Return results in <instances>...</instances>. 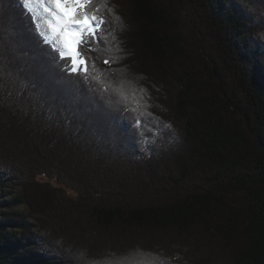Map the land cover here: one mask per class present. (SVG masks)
<instances>
[{"label": "trees", "instance_id": "1", "mask_svg": "<svg viewBox=\"0 0 264 264\" xmlns=\"http://www.w3.org/2000/svg\"><path fill=\"white\" fill-rule=\"evenodd\" d=\"M2 1L0 264H264V0H107L100 81Z\"/></svg>", "mask_w": 264, "mask_h": 264}, {"label": "snow or ice", "instance_id": "2", "mask_svg": "<svg viewBox=\"0 0 264 264\" xmlns=\"http://www.w3.org/2000/svg\"><path fill=\"white\" fill-rule=\"evenodd\" d=\"M24 7L36 13L34 5L43 8V21L46 29L40 32L43 42L52 45L62 70L69 74H78L85 81H100L95 64L88 53L94 51L92 41L98 39L101 25L105 23L100 13L107 7V0H23ZM39 18L34 15V19ZM109 63L108 60L104 61ZM140 123L139 120L136 122Z\"/></svg>", "mask_w": 264, "mask_h": 264}, {"label": "rangeland", "instance_id": "3", "mask_svg": "<svg viewBox=\"0 0 264 264\" xmlns=\"http://www.w3.org/2000/svg\"><path fill=\"white\" fill-rule=\"evenodd\" d=\"M22 4L24 3L23 0ZM6 0L2 1V5L6 6ZM24 5V4H23ZM33 15H37L36 13H31ZM38 19H33L34 24L37 27V31L40 33L41 29L38 23ZM180 26L182 33L191 40V43L194 45L195 48L199 49L202 47V45H205L207 43H211L214 41V38L212 34L208 31V27L206 25L205 16L203 13L196 12L192 7L188 5H184L180 8ZM125 98L130 97L124 94ZM142 127V125H140ZM151 128V125H149V128ZM17 190H13L10 188L5 189L3 191V200H9L11 196L17 195ZM1 210H7L6 207H2ZM12 210V209H11ZM13 210L26 213L27 209L25 206L20 205L17 207H14ZM114 263V262H113ZM98 264V263H97ZM101 264H111L110 263H101Z\"/></svg>", "mask_w": 264, "mask_h": 264}, {"label": "bare ground", "instance_id": "4", "mask_svg": "<svg viewBox=\"0 0 264 264\" xmlns=\"http://www.w3.org/2000/svg\"><path fill=\"white\" fill-rule=\"evenodd\" d=\"M34 7L36 8V10H37L36 12H37V15L39 17L38 21H39L40 29H41V31H43L47 27V25L44 23V21L42 19L43 15H44L43 8L39 4L34 5Z\"/></svg>", "mask_w": 264, "mask_h": 264}]
</instances>
